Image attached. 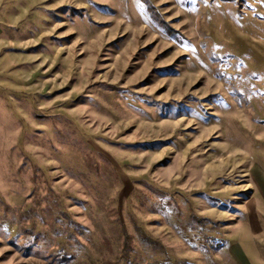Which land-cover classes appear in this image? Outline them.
<instances>
[{
	"label": "rangeland",
	"instance_id": "374dc122",
	"mask_svg": "<svg viewBox=\"0 0 264 264\" xmlns=\"http://www.w3.org/2000/svg\"><path fill=\"white\" fill-rule=\"evenodd\" d=\"M0 264H264V0H0Z\"/></svg>",
	"mask_w": 264,
	"mask_h": 264
}]
</instances>
